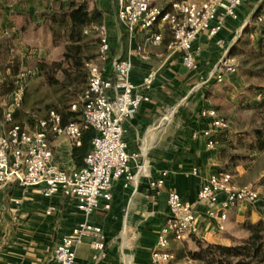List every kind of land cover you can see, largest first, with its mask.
Masks as SVG:
<instances>
[{
    "label": "built area",
    "instance_id": "1",
    "mask_svg": "<svg viewBox=\"0 0 264 264\" xmlns=\"http://www.w3.org/2000/svg\"><path fill=\"white\" fill-rule=\"evenodd\" d=\"M250 0H174L162 5L156 0H115L117 18L130 34L145 30L153 43L160 42L164 31L172 35L167 44L170 55L181 54L183 64L191 70L200 69L197 56L201 46L197 44L202 35H207L216 44L226 47L225 53L212 66L201 83L210 79L222 81L228 73L239 67L236 54L231 53L226 39L220 32L228 19L240 18L242 6ZM259 18H262L259 15ZM100 43L98 55L88 63L89 77L76 98L70 102L74 117L61 121V112L49 109L46 116L37 120L34 129L24 124L12 123L0 134V191L9 182L19 185H39L41 194L50 197L60 194L74 201L82 218L71 228L70 233L61 236L52 248L53 261L49 264H104L107 258V239L104 227L90 221L88 216L98 208L110 209L113 205V181L123 178L127 185L136 174L133 169L139 152L129 149L126 140V121L136 115L143 100L149 94L139 89L132 78L133 61L131 53L114 58L109 64L111 36L108 24L96 26ZM85 32L88 31L86 28ZM143 57L149 52L142 48ZM1 67V63H0ZM158 75L152 69L143 76L141 85L151 88ZM21 94H13V104L18 105ZM200 116L209 120V125L200 132L206 137L208 148L215 147L219 132L230 127V118L220 114L216 107L205 106ZM11 110L6 113L10 119ZM93 126L97 134L86 152L84 162L76 168H61L52 155L50 134L65 135L78 143L83 128ZM198 172V167L193 169ZM168 169L150 181L158 192L165 186ZM260 179H251L241 184L235 180L232 170L214 171L198 191L195 199H185L177 190H170L167 196L168 211L151 250V264H200V259L191 255L178 257L172 250V241H181L198 236L201 232L202 216L216 230H225L229 210L242 203H257L261 200ZM204 208V215L200 211ZM56 209L48 204L47 213ZM2 207L0 206V221ZM90 238L89 260H79L76 245L83 236Z\"/></svg>",
    "mask_w": 264,
    "mask_h": 264
},
{
    "label": "crops",
    "instance_id": "2",
    "mask_svg": "<svg viewBox=\"0 0 264 264\" xmlns=\"http://www.w3.org/2000/svg\"><path fill=\"white\" fill-rule=\"evenodd\" d=\"M94 1L95 6L103 10L104 23L109 27V64L114 58H122L129 51L132 52V78L140 90L149 94V99L143 100L136 115L126 121L129 149L140 153L133 167L136 172L134 178L127 185H124L123 178L115 179L112 186V207L98 208L88 218L104 227L108 247L104 264H151V250L168 211V192L177 190L183 198L195 199L210 174L229 167L234 171L238 183L261 179L264 168L254 171L253 165L258 160L257 153L262 154L264 150L250 149L246 161H229L220 138L221 133L217 135V144L212 149L207 147L203 134H194L195 129L200 130L209 125V120L200 116L202 107L214 106L224 115L221 103L232 92L225 89L227 81L221 84L219 82L223 80L210 79L201 83V77L209 73L212 65L225 53L226 47L216 44L207 35H202L197 41L201 46V53L197 56L200 69L191 70L183 64L180 53L169 54L167 44L172 35L168 30L164 31V37L158 43L149 40L145 30L130 34L117 18L115 0ZM67 3L68 0H62L57 6H53L43 1L38 4L26 2L16 9L24 10L25 17L29 14L26 20L29 18L35 21L37 12L41 9L50 12L61 6L67 7ZM243 8L242 6V12ZM235 21L228 19L220 32V36L228 44L235 35ZM24 25L25 23L18 26L20 32ZM142 48L149 52V57L140 54ZM152 69H157L158 75L153 86L146 88L141 82L143 76ZM228 117L231 127L232 120ZM6 129L4 123L0 122V134ZM49 138L52 155L61 168L70 170L84 162L85 156L72 154L73 147L80 143L81 138L78 143L63 134H50ZM196 167L198 172L194 173L193 169ZM164 169H168L169 173L165 186L158 192L150 181L160 176ZM263 190H260L262 197ZM262 197L257 203L232 206L225 230H216L202 216L201 232L197 238L231 244L234 236H239L237 229L243 223L248 220L264 222ZM48 204L56 206L52 213L46 212ZM0 206V264L51 263L55 243L61 236L70 233L77 220L82 218V212L68 197L60 194L44 197L39 185L23 186L15 180L1 189ZM200 211L204 215L203 207H200ZM192 238L194 237L186 240ZM89 240L85 235L81 243L76 245L79 260L90 259ZM181 241L173 240L172 245ZM201 262L200 260V264Z\"/></svg>",
    "mask_w": 264,
    "mask_h": 264
},
{
    "label": "rangeland",
    "instance_id": "3",
    "mask_svg": "<svg viewBox=\"0 0 264 264\" xmlns=\"http://www.w3.org/2000/svg\"><path fill=\"white\" fill-rule=\"evenodd\" d=\"M42 1L57 6L62 0H0V122L4 123L5 128H9L12 123H21L34 129L37 120L46 116L49 109L69 111L70 102L74 100V97L70 99L69 106L67 103L58 104L57 99L62 90L42 82L41 73L35 65L37 59L41 58L58 60L63 50V42L54 44L48 28L42 21L40 13L45 10L37 12L35 17L37 20L31 21L29 18L26 20L29 14L25 17L24 10L16 9L26 2L38 4ZM156 1L168 6L174 0ZM94 2L89 0L90 7L96 5ZM243 7L244 12L241 11L240 18L235 21L233 27L235 35L232 39L236 44L237 52L234 54L239 60V67L235 72L227 74L223 82H219L223 84L227 81L225 89L232 91L221 106L224 109V116L231 117L233 127L231 125L228 130L219 133L229 161L234 162L242 159L246 161L247 158L243 156H249L250 152L247 147L237 145L240 143V137H252L253 130L264 121L262 108L259 106L264 99V48L260 45V41H264V0H250ZM258 14L262 18H259ZM24 23V28L20 32L18 26ZM85 34L96 37V41L91 43L90 52L97 56L100 38L96 26ZM17 90L21 94V99L18 105H14L13 94ZM15 109L20 111L6 119V113L10 110L12 113ZM231 154L236 156L232 158ZM257 154L259 156L253 165L254 171L264 168V153ZM225 170H231V167ZM260 182L261 188L264 189V176ZM245 223L237 229L239 236H234L232 243L244 240L250 235V226ZM201 240L198 238L183 240L174 243L171 248L180 258L192 256L193 251L198 250L204 241ZM201 261V264H207Z\"/></svg>",
    "mask_w": 264,
    "mask_h": 264
},
{
    "label": "trees",
    "instance_id": "4",
    "mask_svg": "<svg viewBox=\"0 0 264 264\" xmlns=\"http://www.w3.org/2000/svg\"><path fill=\"white\" fill-rule=\"evenodd\" d=\"M67 4V7L61 6L53 11L40 13L53 43L63 42V50L58 60L41 58L37 59L35 64L41 73L42 82L62 90L57 99L58 104H68L71 98H76L78 90L86 85L89 77L88 63L97 56L90 52L91 43L96 41V37L85 34L84 30L86 28L91 30L93 26L104 23L103 10L97 6L90 7L89 0H68ZM260 45L264 48L263 40L260 41ZM229 49L231 53H236V44L233 43ZM259 106L264 115V99ZM18 111L20 110H13L11 115L15 116ZM59 112L63 122L76 114L71 110ZM96 134L97 130L93 126L83 128L80 143L73 147L72 154L85 156ZM237 145L247 147L249 150H264V121L261 126L253 130L252 137H240V143ZM235 156L236 154H231L232 158ZM248 157V155L243 156V158ZM245 224L251 229L248 238L236 243L224 244L204 239L203 241L198 237L203 242L198 250L193 251L192 256L207 264H264V222L248 220Z\"/></svg>",
    "mask_w": 264,
    "mask_h": 264
}]
</instances>
